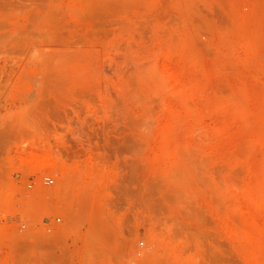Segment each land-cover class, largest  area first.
Returning <instances> with one entry per match:
<instances>
[{
  "label": "rangeland",
  "instance_id": "374dc122",
  "mask_svg": "<svg viewBox=\"0 0 264 264\" xmlns=\"http://www.w3.org/2000/svg\"><path fill=\"white\" fill-rule=\"evenodd\" d=\"M0 264H264V0H0Z\"/></svg>",
  "mask_w": 264,
  "mask_h": 264
},
{
  "label": "built area",
  "instance_id": "2783aa9c",
  "mask_svg": "<svg viewBox=\"0 0 264 264\" xmlns=\"http://www.w3.org/2000/svg\"><path fill=\"white\" fill-rule=\"evenodd\" d=\"M41 182L43 184H46V185H52L54 182H55V178L51 175V174H44L42 177H41ZM33 185V182H30L28 183V186L31 187ZM61 216L59 215H45L43 217V224L45 226L46 229H49L50 228V225L52 223H59L61 221Z\"/></svg>",
  "mask_w": 264,
  "mask_h": 264
}]
</instances>
